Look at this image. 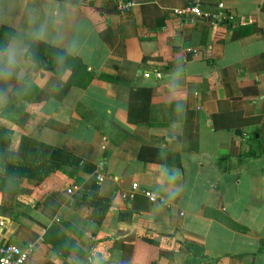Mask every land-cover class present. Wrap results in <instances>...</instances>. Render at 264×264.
<instances>
[{"label":"crops","instance_id":"crops-1","mask_svg":"<svg viewBox=\"0 0 264 264\" xmlns=\"http://www.w3.org/2000/svg\"><path fill=\"white\" fill-rule=\"evenodd\" d=\"M131 1L0 0V54L20 53L11 76L0 63V150L39 143L9 164L32 176L0 162V246L25 264H264V0H201L230 24L172 15L192 0ZM37 40L80 60L85 85L62 94L67 67L25 58ZM46 147L84 168L44 176ZM133 186L166 204L123 199Z\"/></svg>","mask_w":264,"mask_h":264},{"label":"trees","instance_id":"trees-1","mask_svg":"<svg viewBox=\"0 0 264 264\" xmlns=\"http://www.w3.org/2000/svg\"><path fill=\"white\" fill-rule=\"evenodd\" d=\"M11 36L12 34L9 29L4 27L0 29V51L5 50ZM25 58L35 64L41 65L45 70L55 71L67 67V69L70 71V77L67 83L62 85V89H63L62 94L65 93L68 90V88L72 86L83 87L89 76L87 68L80 62V60L78 59L73 60L63 50L50 46L42 41H38V40L34 41L26 51ZM8 134L9 133L5 132V134L3 135L8 136ZM3 135H0V140L3 139L2 138L4 137ZM26 143H33L34 145H39V143H37L33 139L23 137L21 139L20 147L16 153H11L6 150H0V162L5 163L4 166L5 176L9 177L14 175L13 177L15 178L32 176V174L30 173H24V171L20 172L19 168H17L14 173V169L9 165L11 163V160H14V158L17 155L19 157H24L26 155V151H24L26 147L25 145ZM40 147L42 146L40 145ZM45 150L46 152L47 151L49 152L50 150L49 155H47L45 151L43 152L38 151L39 154H36L38 155V158L41 160L40 162L42 163L44 169H47L44 172V176H47L49 173L60 169L62 166H70L72 168H77V169L84 168L82 167L81 160L73 157L72 155L66 152L60 150H51L48 147H46ZM33 152H35V149L33 150ZM88 171L93 173L94 168L90 167V170ZM98 188L99 186L96 183L95 177L91 178L84 187L85 191L89 190V192L92 194L91 197L96 200V206L97 207L102 206L103 207L102 212L104 211L106 212V210L109 207V201H103L97 198ZM80 196L82 197L85 196L84 191L80 192ZM195 259L196 258L192 256V260L195 261Z\"/></svg>","mask_w":264,"mask_h":264},{"label":"built area","instance_id":"built-area-1","mask_svg":"<svg viewBox=\"0 0 264 264\" xmlns=\"http://www.w3.org/2000/svg\"><path fill=\"white\" fill-rule=\"evenodd\" d=\"M109 2L115 4L116 10L120 14H126L132 7L131 0H108ZM172 15L179 19H184L186 17H193L201 19L207 22H221L223 24H230L233 19L230 15L223 12L222 10H213L210 11L203 7L201 0H192V2L186 5L183 8L175 9L172 11ZM157 77H160V74H156ZM147 77V75H145ZM98 182L101 181V177L97 176ZM73 190H68L69 194H72ZM137 192L142 193L152 204H163L166 202L159 195L140 190L137 187L133 186L132 189L124 194L122 197L125 200H132ZM31 251L29 249H24L19 246L5 244L0 246V264H25Z\"/></svg>","mask_w":264,"mask_h":264},{"label":"clouds","instance_id":"clouds-1","mask_svg":"<svg viewBox=\"0 0 264 264\" xmlns=\"http://www.w3.org/2000/svg\"><path fill=\"white\" fill-rule=\"evenodd\" d=\"M43 37V32H37L35 34L36 39H41ZM20 53L15 47H8L3 54H0V63L4 65L3 75L11 76L13 74V69L18 65V55Z\"/></svg>","mask_w":264,"mask_h":264},{"label":"water","instance_id":"water-1","mask_svg":"<svg viewBox=\"0 0 264 264\" xmlns=\"http://www.w3.org/2000/svg\"><path fill=\"white\" fill-rule=\"evenodd\" d=\"M237 134V133H236Z\"/></svg>","mask_w":264,"mask_h":264}]
</instances>
